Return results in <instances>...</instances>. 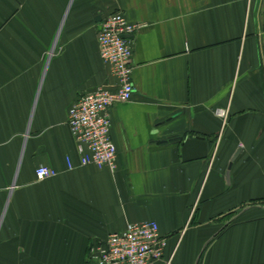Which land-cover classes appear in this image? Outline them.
Instances as JSON below:
<instances>
[{
	"label": "crops",
	"instance_id": "obj_1",
	"mask_svg": "<svg viewBox=\"0 0 264 264\" xmlns=\"http://www.w3.org/2000/svg\"><path fill=\"white\" fill-rule=\"evenodd\" d=\"M114 11L139 27L111 171L80 164L68 119L116 87ZM145 219L156 264H264V0H0V264H95L91 243Z\"/></svg>",
	"mask_w": 264,
	"mask_h": 264
},
{
	"label": "built area",
	"instance_id": "obj_2",
	"mask_svg": "<svg viewBox=\"0 0 264 264\" xmlns=\"http://www.w3.org/2000/svg\"><path fill=\"white\" fill-rule=\"evenodd\" d=\"M139 24L131 22L124 12L114 11L100 23L98 46L103 61L117 79L115 88L100 85L81 95L72 105L68 124L80 155L81 165L117 168V146L111 136L110 109L119 102L132 99L134 84L133 40L130 36ZM219 114L226 116L224 109ZM68 167L74 164L68 157ZM37 179L54 176L57 171L39 165ZM168 244L156 220L129 222L124 230L111 232L105 241L91 243L89 256L95 264H156L164 256Z\"/></svg>",
	"mask_w": 264,
	"mask_h": 264
},
{
	"label": "water",
	"instance_id": "obj_3",
	"mask_svg": "<svg viewBox=\"0 0 264 264\" xmlns=\"http://www.w3.org/2000/svg\"><path fill=\"white\" fill-rule=\"evenodd\" d=\"M125 36H130L131 37V35H125Z\"/></svg>",
	"mask_w": 264,
	"mask_h": 264
}]
</instances>
